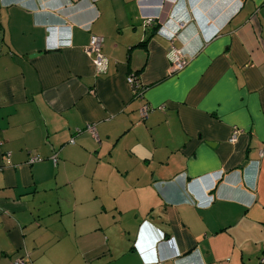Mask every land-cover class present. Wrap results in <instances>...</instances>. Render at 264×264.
<instances>
[{
    "label": "crops",
    "instance_id": "obj_1",
    "mask_svg": "<svg viewBox=\"0 0 264 264\" xmlns=\"http://www.w3.org/2000/svg\"><path fill=\"white\" fill-rule=\"evenodd\" d=\"M19 260L264 261V0H0V264Z\"/></svg>",
    "mask_w": 264,
    "mask_h": 264
},
{
    "label": "built area",
    "instance_id": "obj_2",
    "mask_svg": "<svg viewBox=\"0 0 264 264\" xmlns=\"http://www.w3.org/2000/svg\"><path fill=\"white\" fill-rule=\"evenodd\" d=\"M103 45V39L102 37L91 35L89 39L88 46L86 48V54L92 58V64L94 67V71L96 75H102L105 73L106 70V58L103 56L101 52V48ZM168 60H169V73L174 74L178 71H180L182 68H184L187 64V59L183 56L181 51L179 49H176L174 47H171L169 54H168ZM126 83L129 86V88L132 91V95L135 98H141L143 94V87L140 84L138 78L136 75H129L126 79ZM149 112V108L147 105H142L139 113L141 118H145L147 113ZM85 131L91 133L93 137H95L94 133V126L93 125H87L85 127ZM240 133L239 130L234 129L232 131V135L229 139L230 142H233L236 138V136ZM263 151H261V154ZM40 159L38 157L31 158L28 163L32 164L36 161H39ZM51 161L53 165H56L57 159L56 156H52ZM14 264H24L23 261L19 260L15 262ZM260 264H264V261H260Z\"/></svg>",
    "mask_w": 264,
    "mask_h": 264
}]
</instances>
